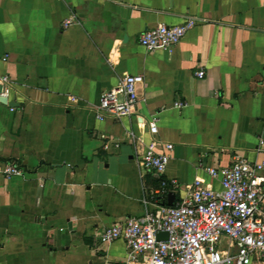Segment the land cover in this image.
I'll return each mask as SVG.
<instances>
[{
  "label": "crops",
  "instance_id": "obj_1",
  "mask_svg": "<svg viewBox=\"0 0 264 264\" xmlns=\"http://www.w3.org/2000/svg\"><path fill=\"white\" fill-rule=\"evenodd\" d=\"M184 17L173 49L139 45ZM131 75L135 112L99 111ZM1 76L0 163L22 174H0V264H142L101 232L173 205L206 168L264 160V0H0ZM152 139L172 147L162 174L138 163Z\"/></svg>",
  "mask_w": 264,
  "mask_h": 264
},
{
  "label": "built area",
  "instance_id": "obj_2",
  "mask_svg": "<svg viewBox=\"0 0 264 264\" xmlns=\"http://www.w3.org/2000/svg\"><path fill=\"white\" fill-rule=\"evenodd\" d=\"M68 23L64 21L63 26ZM196 23L193 17H184L173 26L159 23L141 32L138 43L148 51H169ZM195 76L202 79L204 72L198 70ZM142 81L139 75L120 79L100 94L98 110L117 119L132 115L138 103L136 88ZM7 82L6 76L0 77V98L8 95ZM171 148L152 139L138 163L162 174ZM205 171L209 183L194 181L172 206L159 205L141 216L116 221L101 232L102 241H122L131 263L250 264L253 259L264 263V160L236 156L227 166ZM0 174L8 178L20 176L22 171L12 163H0ZM158 234L165 237L157 238Z\"/></svg>",
  "mask_w": 264,
  "mask_h": 264
},
{
  "label": "water",
  "instance_id": "obj_3",
  "mask_svg": "<svg viewBox=\"0 0 264 264\" xmlns=\"http://www.w3.org/2000/svg\"><path fill=\"white\" fill-rule=\"evenodd\" d=\"M2 100H3V99H2ZM172 203H173V195H170V196L168 197L167 204H168V206H171ZM162 237H165V235H164V234H158V235H157V238H162Z\"/></svg>",
  "mask_w": 264,
  "mask_h": 264
}]
</instances>
